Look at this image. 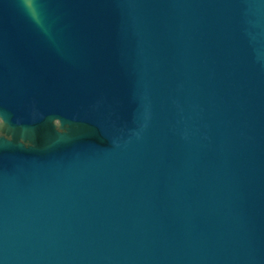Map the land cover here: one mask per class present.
<instances>
[{
  "label": "water",
  "instance_id": "water-1",
  "mask_svg": "<svg viewBox=\"0 0 264 264\" xmlns=\"http://www.w3.org/2000/svg\"><path fill=\"white\" fill-rule=\"evenodd\" d=\"M0 264H264V0H0Z\"/></svg>",
  "mask_w": 264,
  "mask_h": 264
},
{
  "label": "rangeland",
  "instance_id": "rangeland-1",
  "mask_svg": "<svg viewBox=\"0 0 264 264\" xmlns=\"http://www.w3.org/2000/svg\"><path fill=\"white\" fill-rule=\"evenodd\" d=\"M1 136H3V135H2L1 132H0V137H1Z\"/></svg>",
  "mask_w": 264,
  "mask_h": 264
}]
</instances>
